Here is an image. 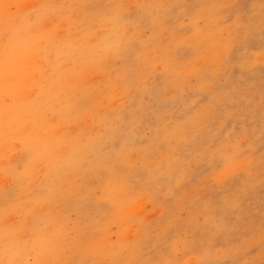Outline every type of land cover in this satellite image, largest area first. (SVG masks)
<instances>
[{"label": "rangeland", "instance_id": "1", "mask_svg": "<svg viewBox=\"0 0 264 264\" xmlns=\"http://www.w3.org/2000/svg\"><path fill=\"white\" fill-rule=\"evenodd\" d=\"M0 264H264V0H0Z\"/></svg>", "mask_w": 264, "mask_h": 264}]
</instances>
